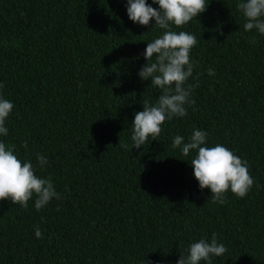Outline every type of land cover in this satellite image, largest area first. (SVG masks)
<instances>
[{"label": "trees", "instance_id": "trees-1", "mask_svg": "<svg viewBox=\"0 0 264 264\" xmlns=\"http://www.w3.org/2000/svg\"><path fill=\"white\" fill-rule=\"evenodd\" d=\"M237 2L209 0L174 26L196 38L192 103L131 148L134 110L160 93L137 75L160 30L133 23L125 0H0V94L13 102L2 138L34 164L47 156L37 174L60 193L39 210L0 200V264H175L213 232L226 251L212 264H264V36L244 31ZM193 128L247 161L244 197L218 204L198 188L171 144Z\"/></svg>", "mask_w": 264, "mask_h": 264}, {"label": "clouds", "instance_id": "clouds-1", "mask_svg": "<svg viewBox=\"0 0 264 264\" xmlns=\"http://www.w3.org/2000/svg\"><path fill=\"white\" fill-rule=\"evenodd\" d=\"M209 0H125L127 17L140 25H155L160 31L147 41L142 55L146 63L137 70L141 80L160 90L155 100L143 96L142 109L134 110L130 123L131 148L145 145L146 141L156 139L165 120L184 117L186 105H190L192 89L195 85L187 83L193 75L195 61L190 57L191 48L196 38L191 32L176 31L175 27L185 25L203 12ZM156 5V7H153ZM237 9L242 13L245 22L244 31L256 32L264 36V0H238ZM150 20L152 21L150 24ZM209 76H214L215 69L208 68ZM198 84V81H197ZM3 85L0 84V87ZM13 108V102L0 94V200H8L22 208L28 207V201L34 198L36 210L45 207L53 198L59 199L50 176L37 174L48 165L47 156L36 153L32 160L22 158L15 151V146L7 143L2 137L8 135L6 121ZM119 142V141H118ZM173 148H178L181 155L192 167V175L198 182V188L207 187L211 201L225 203V193L230 191L237 197H244L253 185L254 179L248 172V163L227 146L207 142L204 129L193 128L187 139L176 134L171 138ZM127 149V142L121 143ZM34 235L42 236L38 226H34ZM226 251L219 242L216 233L211 238L200 237L191 240L175 264H212V258ZM162 264V262H156Z\"/></svg>", "mask_w": 264, "mask_h": 264}]
</instances>
